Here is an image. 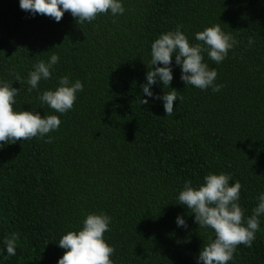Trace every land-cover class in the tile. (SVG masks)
<instances>
[{
    "label": "trees",
    "instance_id": "obj_1",
    "mask_svg": "<svg viewBox=\"0 0 264 264\" xmlns=\"http://www.w3.org/2000/svg\"><path fill=\"white\" fill-rule=\"evenodd\" d=\"M123 5L121 15L80 23L68 11L57 22L30 15L19 0H0V81L18 89L14 110L51 114L38 92L63 75L83 84L72 109L57 113L59 128L46 134L51 142L21 138L0 147V264H56L65 251L60 236L91 212L111 217L104 238L113 264H198L214 233L176 201L185 180L199 185L209 172L229 174L241 184L245 218L264 192V0ZM212 24L239 41L219 64L203 54L222 88L186 86L173 55L170 87L181 97L174 114L151 97L142 105L153 40L180 25L199 43L194 34ZM53 52L60 59L52 76L28 91L33 64ZM152 91L161 94L162 83ZM178 214L187 227H177ZM259 223L252 246L238 245L228 264H264V215ZM13 233L16 254L8 256L4 241Z\"/></svg>",
    "mask_w": 264,
    "mask_h": 264
},
{
    "label": "clouds",
    "instance_id": "obj_2",
    "mask_svg": "<svg viewBox=\"0 0 264 264\" xmlns=\"http://www.w3.org/2000/svg\"><path fill=\"white\" fill-rule=\"evenodd\" d=\"M19 7L30 15L43 14L57 22L65 11L80 23L91 22L102 13L118 16L125 12L123 0H19ZM181 27L177 25L174 30L162 32L153 40L150 60L146 63V82L141 85L145 95L140 103L147 104L149 97L158 99L163 103L166 116L174 114L173 101L181 99L177 89L170 87L173 55L175 65L180 67V79L186 86L201 90L211 88L217 92L223 85L215 82L217 71L204 61L203 54L206 52L210 60L219 64L228 56L229 50L239 44L235 36L222 31L218 24L197 31L194 36L199 43H190ZM253 43L249 38L248 45ZM59 59V54L53 52L47 61L39 60L33 64L27 75L28 91L37 89L41 80L46 81L52 76ZM20 79L17 73L16 80ZM156 83H162L161 94L152 91V85ZM82 90L83 84L79 79L70 80L68 75L58 77L55 88L38 92L40 105L54 110L51 114L41 115L36 109L14 110L18 89L0 81V147L21 138H46V142H51L52 137H46V134L59 128L61 120L57 113L64 114L72 109L77 93ZM229 181L227 173L209 172L199 185L185 180L175 197L178 203L186 205L194 213V221L199 227L211 229L214 233V237L203 243L197 256L198 264H228L233 260L238 245L252 246L255 233L260 228L259 217L264 215V192L258 194L252 214L245 218L239 204L241 184ZM110 222L111 217L104 212L88 213L77 230H69L60 236L58 245L65 251L56 264H113L110 257L114 249L104 238ZM175 222L177 227H187L185 218L180 214ZM4 244L6 254L14 256L16 234L6 238Z\"/></svg>",
    "mask_w": 264,
    "mask_h": 264
}]
</instances>
